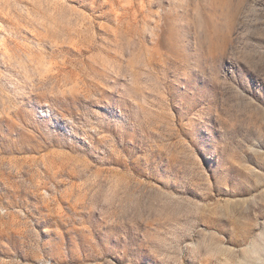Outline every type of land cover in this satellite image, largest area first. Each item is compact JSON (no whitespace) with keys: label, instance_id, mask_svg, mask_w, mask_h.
<instances>
[{"label":"rangeland","instance_id":"obj_1","mask_svg":"<svg viewBox=\"0 0 264 264\" xmlns=\"http://www.w3.org/2000/svg\"><path fill=\"white\" fill-rule=\"evenodd\" d=\"M0 264H264V0H0Z\"/></svg>","mask_w":264,"mask_h":264}]
</instances>
